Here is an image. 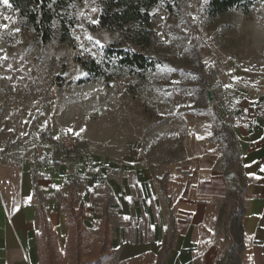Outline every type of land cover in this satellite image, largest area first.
<instances>
[{
  "label": "rangeland",
  "instance_id": "obj_1",
  "mask_svg": "<svg viewBox=\"0 0 264 264\" xmlns=\"http://www.w3.org/2000/svg\"><path fill=\"white\" fill-rule=\"evenodd\" d=\"M208 3L153 5L143 42L133 23L99 24L102 0H74L65 26L53 19L47 38L44 26L37 31L0 0V155L39 150L56 124L78 137L76 150L98 156L127 154L159 166L183 157L189 135L218 123L222 92L264 77V0L217 14ZM118 49L141 52L154 64L125 66ZM88 236L70 237L62 253L41 264H119L106 238Z\"/></svg>",
  "mask_w": 264,
  "mask_h": 264
},
{
  "label": "crops",
  "instance_id": "obj_2",
  "mask_svg": "<svg viewBox=\"0 0 264 264\" xmlns=\"http://www.w3.org/2000/svg\"><path fill=\"white\" fill-rule=\"evenodd\" d=\"M214 108L215 127L165 165L44 140L1 153L0 264H41L81 232L119 264H264V77Z\"/></svg>",
  "mask_w": 264,
  "mask_h": 264
},
{
  "label": "trees",
  "instance_id": "obj_3",
  "mask_svg": "<svg viewBox=\"0 0 264 264\" xmlns=\"http://www.w3.org/2000/svg\"><path fill=\"white\" fill-rule=\"evenodd\" d=\"M74 0H8L20 15L24 16L34 29L40 31L43 26V37H48V25L55 18L61 20L65 26L67 13ZM164 0H102L99 13V24L108 29L122 27L133 23L139 26L136 39L147 42L149 40L148 25L151 20L150 9L153 5ZM255 0H209L208 9L211 14L224 13L242 5L244 10ZM71 22V21H70ZM125 66L148 68L154 61L141 52H129L118 49L117 55ZM90 72L97 69L93 65L83 63Z\"/></svg>",
  "mask_w": 264,
  "mask_h": 264
},
{
  "label": "built area",
  "instance_id": "obj_4",
  "mask_svg": "<svg viewBox=\"0 0 264 264\" xmlns=\"http://www.w3.org/2000/svg\"><path fill=\"white\" fill-rule=\"evenodd\" d=\"M43 139L51 146L63 151H73L78 148L80 144V140L75 135L57 130L47 131Z\"/></svg>",
  "mask_w": 264,
  "mask_h": 264
},
{
  "label": "water",
  "instance_id": "obj_5",
  "mask_svg": "<svg viewBox=\"0 0 264 264\" xmlns=\"http://www.w3.org/2000/svg\"><path fill=\"white\" fill-rule=\"evenodd\" d=\"M206 95H207V98L209 101L213 100V95H212L210 89H206Z\"/></svg>",
  "mask_w": 264,
  "mask_h": 264
},
{
  "label": "snow or ice",
  "instance_id": "obj_6",
  "mask_svg": "<svg viewBox=\"0 0 264 264\" xmlns=\"http://www.w3.org/2000/svg\"><path fill=\"white\" fill-rule=\"evenodd\" d=\"M5 2H7V0H5Z\"/></svg>",
  "mask_w": 264,
  "mask_h": 264
}]
</instances>
